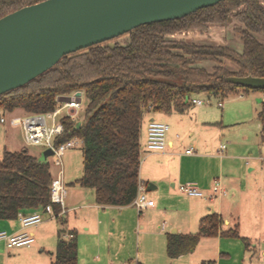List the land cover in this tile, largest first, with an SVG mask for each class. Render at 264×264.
Segmentation results:
<instances>
[{"label": "trees", "instance_id": "obj_1", "mask_svg": "<svg viewBox=\"0 0 264 264\" xmlns=\"http://www.w3.org/2000/svg\"><path fill=\"white\" fill-rule=\"evenodd\" d=\"M37 1L0 0V17ZM231 16L241 23V50L174 36L211 23L225 24ZM254 32H264V0H221L180 18L141 24L124 33L128 39L123 42L107 40L66 54L27 83L0 94V117L17 108L26 113L51 111L61 96L83 91L88 98L85 117L78 123L74 115H63L64 131L55 142L82 138L84 169L74 183L93 189L101 205L130 204L140 182L144 112H184L201 92L224 99L239 88L249 90L225 77L264 76V41ZM223 58L235 66L225 65ZM205 60L213 63L211 69L202 64ZM258 118L264 134V101ZM53 177L50 160H41L27 147L5 148L0 157V217L13 219L20 212L46 207ZM52 205L56 213L61 210L60 204ZM222 222L219 213L211 212L201 218L196 233L168 232V255L188 253L201 237L218 234L241 237L250 248V239L240 235L237 225L221 230ZM63 231L52 264H79L76 232L65 237Z\"/></svg>", "mask_w": 264, "mask_h": 264}, {"label": "crops", "instance_id": "obj_2", "mask_svg": "<svg viewBox=\"0 0 264 264\" xmlns=\"http://www.w3.org/2000/svg\"><path fill=\"white\" fill-rule=\"evenodd\" d=\"M240 91H243L241 94H248L250 90ZM255 98L259 102L256 108L258 120L250 128H242V132L236 136L226 135L222 114L216 117L200 115L195 119L190 115V120H187L189 108L184 112L146 110L141 129L140 181L146 186L148 196L155 200L154 205L142 211L132 203L101 205L95 201L93 189L81 187L74 181H65V211L56 213L53 205L51 208L40 207L42 222L27 228L35 235L33 246L25 252L27 258L32 259L31 264H52L54 260L47 263L44 256L47 253L55 254L60 230H64L62 234L65 237L76 232L78 261L126 260L127 257H133L135 260H144L138 261V264H151L147 260H172L175 264H205L213 261L222 264L223 256L231 255L229 250H223L224 241H243L241 237L221 234L204 236L192 251L170 257L167 253V233H196L201 218L217 212L223 219L221 230L237 225L240 235L251 242L248 230L250 226L257 228L262 221L256 219L264 215L263 212L258 215L254 211L259 196L264 197V160L260 158L264 153V134L258 118L264 98L259 94ZM219 106L223 107V104ZM238 113L239 117L234 122L249 124L248 121L252 119L250 115L243 108H239ZM152 119L170 123L167 146L163 150H148L145 147L147 128ZM9 122L11 126H20L12 124L10 119ZM186 123H190L188 131ZM198 126L201 128L199 133L193 129ZM20 132L23 137L22 128ZM221 144L226 145L223 150ZM189 146L195 148L194 153H186ZM215 178H219L225 194L201 197L182 193L177 188L180 183L192 181L210 193ZM150 181L153 185L148 189ZM243 215L246 219H243ZM251 216L253 219H250ZM0 226L8 232L21 228L18 217H0ZM128 229L131 235H134L133 229L137 231L138 241L133 248V237L131 244L126 240ZM102 245L106 248L105 253ZM2 247L11 248L3 240L0 241ZM210 250L213 255H206Z\"/></svg>", "mask_w": 264, "mask_h": 264}, {"label": "water", "instance_id": "obj_3", "mask_svg": "<svg viewBox=\"0 0 264 264\" xmlns=\"http://www.w3.org/2000/svg\"><path fill=\"white\" fill-rule=\"evenodd\" d=\"M221 0H40L0 17V94L55 65L64 55L120 36L151 22L186 16ZM226 80L264 89V76ZM64 95L59 101L69 100ZM54 154L43 149L39 158ZM153 182H149L150 189Z\"/></svg>", "mask_w": 264, "mask_h": 264}, {"label": "rangeland", "instance_id": "obj_4", "mask_svg": "<svg viewBox=\"0 0 264 264\" xmlns=\"http://www.w3.org/2000/svg\"><path fill=\"white\" fill-rule=\"evenodd\" d=\"M238 26H241V23L235 18L230 17L227 23H211L208 25L206 29H188L184 31H178L174 33L176 38H182L189 42L196 43H209V44H222L228 45L236 50H241L242 41L240 38V34L238 32ZM256 37L260 40L264 41V32H254ZM128 39V35H120L116 38L109 40V43H113L115 41L123 42ZM222 62L229 66L234 67V63L228 59H222ZM203 65L207 68L211 69V65L213 64L210 61H203ZM243 90V88H239ZM236 91L229 94L226 98L221 99L214 95H209L205 92H201L198 96L204 100H208V103L203 105L194 104L189 108L190 112L186 116L187 120H190V115L195 119L200 115H207L210 117L221 116L224 119V127L226 135L236 136L242 132V128H250L252 124L257 122L256 117V108L259 107V102L256 100L255 95H262V91L258 89L250 88L248 94H241L243 91ZM81 106L78 108L77 112L74 114L75 120L80 123L85 117L86 106L88 102V98L86 94L81 91ZM223 102V107L218 105L219 101ZM243 108L245 113L249 114L252 118L249 124H240L235 123L237 117H239L238 109ZM66 111H62V115L65 114ZM26 112L22 109L15 110L14 112H4L3 116L7 117V122L0 123V157L3 155L4 149L7 147L8 149H22L23 147H28L30 152L37 153L39 155L43 146L40 145H29L26 143L25 139L22 137L20 132V126H11L9 119L14 115H24ZM235 121V122H234ZM186 129L190 128V123H186ZM170 125V123H169ZM189 126V127H188ZM188 127V128H187ZM213 128V127H210ZM195 132H200V127H193ZM169 132V131H168ZM197 134V133H196ZM205 134V132H203ZM226 139H224L225 141ZM51 162V169L53 174L55 175L58 166L54 163L55 156L54 154L48 156L47 158ZM63 161V169H64V180L67 182L75 181L77 178L81 177L84 169V157L82 151V143L76 145L75 147L67 148L64 151L62 156ZM66 183V182H65ZM67 186V183H66ZM262 198V199H261ZM254 211L259 214H264V197L259 196V202L257 203V208ZM255 214V213H251ZM258 217V216H257ZM243 219H246L243 215ZM250 219H253L251 216ZM262 221L259 222V226L257 228H249L248 236L251 238L250 248H245L244 242L241 239H230L231 241L225 240L223 243V250H229L231 252L230 256H226L222 258V264H264V215L260 218L258 217L256 220ZM133 234L131 235V230L128 229L127 232V242L130 241L132 248L134 244L137 243V231L133 229ZM245 235V234H244ZM131 237H133L131 242ZM129 244V245H130ZM104 245V243H103ZM102 245V251L105 253L106 248ZM33 246H24V247H11L0 248V264H31L32 259L27 258V254L25 252ZM254 246V247H253ZM200 251V250H199ZM197 251V252H199ZM103 253V255H104ZM206 255H213V251L210 250ZM54 253H47L44 256V260L47 263H51L49 261L54 260ZM35 260V259H34ZM138 264V261L144 262V260H135L133 257L128 258L126 260H79V264ZM151 264H175V261L172 260H147ZM173 262V263H171ZM201 264V263H194ZM205 264H215L213 261H207Z\"/></svg>", "mask_w": 264, "mask_h": 264}, {"label": "built area", "instance_id": "obj_5", "mask_svg": "<svg viewBox=\"0 0 264 264\" xmlns=\"http://www.w3.org/2000/svg\"><path fill=\"white\" fill-rule=\"evenodd\" d=\"M264 98V91H262ZM81 92H75L70 95L69 100L60 101L58 106L47 112L41 113H26L24 115H15L10 118L12 124L20 125L23 131V136L27 144L40 145L43 149L51 147L54 151V163L58 166V170L54 175L51 188H50V202L46 207L51 208L53 203H58L61 206V210L65 211V198L67 194L66 183L64 180V169L62 156L67 148L75 147L78 144L83 143V139L80 137H73L61 143L55 142V137L64 131V125L61 121V117L65 114L74 115L78 108L81 106ZM208 100H204L200 97L194 96L192 102L194 104H205ZM222 105V101L218 102ZM65 110V114H61ZM5 116L0 117V123L5 122ZM170 125L167 121L152 119L147 128V137L145 147L148 150H163L167 146V132ZM225 144H221V150L225 148ZM186 153H194L195 148L189 146L186 148ZM260 158L264 160V153L260 155ZM247 162L249 160L247 159ZM178 190L188 195H195L201 197H213L219 194H225V189L222 188V184L219 178H215L211 188V192L207 193L198 186L196 182L188 181L180 183L177 186ZM155 200L150 198L147 194L146 186L143 182H139L138 193L134 198L132 204H134L140 211L154 205ZM21 228L20 230L8 232L0 226V241H4L7 247H24L30 246L35 241V235L27 228L31 225H37L42 222L41 211L36 208L30 212H20L18 216ZM72 235V234H70Z\"/></svg>", "mask_w": 264, "mask_h": 264}, {"label": "flooded vegetation", "instance_id": "obj_6", "mask_svg": "<svg viewBox=\"0 0 264 264\" xmlns=\"http://www.w3.org/2000/svg\"><path fill=\"white\" fill-rule=\"evenodd\" d=\"M35 3V2H34ZM27 5V4H26ZM24 6V5H23ZM22 7V6H21ZM15 10V9H14ZM13 11V10H12ZM8 13V12H7ZM6 14V13H5ZM3 16V15H2Z\"/></svg>", "mask_w": 264, "mask_h": 264}]
</instances>
